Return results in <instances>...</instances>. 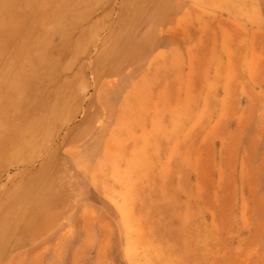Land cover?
<instances>
[{
	"label": "rangeland",
	"instance_id": "374dc122",
	"mask_svg": "<svg viewBox=\"0 0 264 264\" xmlns=\"http://www.w3.org/2000/svg\"><path fill=\"white\" fill-rule=\"evenodd\" d=\"M0 264H264V0H0Z\"/></svg>",
	"mask_w": 264,
	"mask_h": 264
},
{
	"label": "bare ground",
	"instance_id": "6f19581e",
	"mask_svg": "<svg viewBox=\"0 0 264 264\" xmlns=\"http://www.w3.org/2000/svg\"><path fill=\"white\" fill-rule=\"evenodd\" d=\"M249 77V76H248ZM238 119H240V118H238ZM195 161H197V160H195ZM242 163V162H241ZM169 164V163H168ZM241 175V174H240ZM162 190V189H161ZM161 195H163V194H161ZM184 195V194H183ZM168 200H169V198H168ZM175 216V215H174ZM210 217V216H209ZM184 224V223H183ZM176 227V226H175ZM160 251V250H159ZM137 253V252H136Z\"/></svg>",
	"mask_w": 264,
	"mask_h": 264
}]
</instances>
